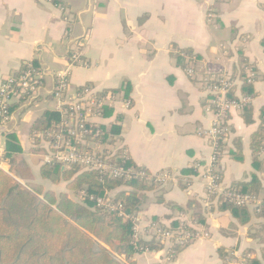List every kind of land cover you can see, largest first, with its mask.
Wrapping results in <instances>:
<instances>
[{
  "label": "crops",
  "instance_id": "obj_1",
  "mask_svg": "<svg viewBox=\"0 0 264 264\" xmlns=\"http://www.w3.org/2000/svg\"><path fill=\"white\" fill-rule=\"evenodd\" d=\"M84 33L87 41L81 55L88 63L71 68L70 87L88 83L98 91L128 84L129 98L120 93L111 114L95 120L107 128L120 127L109 143L110 151L122 150L135 165L172 176L146 192L136 218L138 236L149 241L151 224L187 222L194 214L202 217L208 234L174 256L163 246L135 252L129 259L121 254L119 259L126 264H237L243 251L261 259L264 215L249 207L250 220L240 225L207 195L202 174L211 148L202 130L210 127L213 114L205 110L201 83L187 75L175 55L182 49L195 52L200 58L198 78L234 72L240 54L254 65L255 93L249 111L229 112V131L215 171L224 189L257 179L263 191L264 165L257 162L262 156L255 151L253 135L264 114V0H0V85L21 62L38 60L44 91L49 92L53 81L49 69H63L72 60L71 48ZM35 102L27 111L16 110L0 133L16 134L20 155L36 182L45 189L66 191L64 182L53 184L39 175L45 162L41 151L32 152L30 128L54 108L47 105L49 97Z\"/></svg>",
  "mask_w": 264,
  "mask_h": 264
},
{
  "label": "trees",
  "instance_id": "obj_2",
  "mask_svg": "<svg viewBox=\"0 0 264 264\" xmlns=\"http://www.w3.org/2000/svg\"><path fill=\"white\" fill-rule=\"evenodd\" d=\"M262 43L264 47V39ZM72 54L73 51L70 52V56ZM78 58L86 61V58L82 55ZM175 58L182 68L193 67L200 59L190 49L179 50ZM69 62L76 63V60H70ZM246 66L253 69L255 82L256 69L242 54L239 56L234 72L220 71L211 74L213 77L210 78V81L215 83L217 82L215 78L218 76H228L234 81L227 93L228 97L252 96L255 93L254 82L247 81V75L244 71ZM29 70L32 75L31 83L34 84V76L39 72L40 76L34 86L42 87L44 85L45 77L39 61L21 62L20 66L10 74L14 80L8 91L10 90L13 92L12 94L18 96L15 101L8 105L11 114L16 110L22 111L25 107L21 106L25 102L28 101L32 104L42 98L40 94L33 96L29 90L20 91L21 84L19 80L24 71ZM56 80L57 78L53 77V87L57 85ZM88 86V83L77 86L74 91L77 94L82 93ZM122 92L124 98L128 99L130 93L128 84L119 88L94 91L90 94V97L98 100L104 97L105 94L117 96ZM49 94L47 97L54 96L53 92ZM65 107H63L64 110L68 108ZM111 107L112 104L106 102L95 104L90 108L92 112H99L100 117H107L112 112ZM249 108L250 104H245L241 110L249 111ZM64 115L65 111L46 110L33 122L30 128V137L34 141L32 152L41 151L42 154H45L47 151H54L55 149L52 147L60 140L61 136L66 139L74 137L68 132ZM228 119L229 116L226 121ZM1 123L2 117L0 116ZM225 125L227 124L225 123ZM87 127L88 130L82 138V142L85 141V143L86 141L87 143L89 141H100L99 144L106 145L107 140L110 138V142H112L114 135L120 131L119 126L112 125L111 128H107L102 123L89 124ZM98 133H101V135L98 136ZM262 137L263 127L260 119L259 128L253 135L256 153L259 152ZM41 142L42 144L45 142L47 145L42 146ZM72 143L77 149L83 148V144L80 142L73 140ZM223 146L224 138H221L218 141L219 154L217 157L219 158ZM85 150L92 152L88 145ZM21 151L22 148L16 134L12 131H5L1 157L8 165V169L5 171L0 168V264H126L119 259L121 254L129 259L133 253L140 252V248L154 251L162 247L156 241H144L140 237L137 239L134 237V223L137 214L146 199V192L155 187L153 181L133 177H110L99 172V170L83 169L78 165L64 166L56 162L44 163L39 170L41 178L47 179L53 184L65 183L66 191L56 192L52 189H45L42 184L35 181L30 166L20 155ZM96 154L97 156H103L106 155V151L103 152V155L101 153ZM107 160L119 166L132 167L135 170L143 171L145 174L150 173L146 168L135 165L122 150H117ZM257 162L259 165L263 162L264 165V159L260 158ZM258 184V180L253 179L248 182L234 183L224 190H236L241 193L260 196L264 190L261 191ZM121 187L127 189L116 193L115 196L111 197V201L113 203L121 201L127 216L119 215L117 211L108 212L101 209V207H96L95 200L90 198L91 196H104L107 191ZM212 199L215 200L219 209L230 211L240 225L249 222L251 216L249 207L234 205L224 200L221 193H215ZM252 210L258 215H264V202L261 201ZM195 215H193L192 220L203 224L202 217L199 214ZM179 225L178 221H173L165 227L177 230ZM238 259L241 260L242 264H264V250L261 259L252 257L250 253L245 251L240 254Z\"/></svg>",
  "mask_w": 264,
  "mask_h": 264
},
{
  "label": "built area",
  "instance_id": "obj_3",
  "mask_svg": "<svg viewBox=\"0 0 264 264\" xmlns=\"http://www.w3.org/2000/svg\"><path fill=\"white\" fill-rule=\"evenodd\" d=\"M76 53H73L71 56L72 60H76ZM244 71L247 75L248 82H254L253 69L251 67H244ZM185 72L187 75L192 76L196 74V68L192 66H187L185 68ZM65 79L59 80L54 86V89L63 90L65 87L69 86V80L67 79L68 74L62 73ZM40 76L39 72L35 74L34 84L37 83V79ZM31 71H24L23 75L20 78V91L24 92L25 90H29L32 92V95L35 96L42 87H35L34 84L31 83L32 80ZM213 75H206L201 78L203 89L206 92L205 99L207 100L205 110L211 112L213 114V121L209 128L202 130L204 136L208 139L210 148H211V157L209 159V163L205 169V172L202 174L203 178L206 181V192L209 197L215 195V193H221L223 195V199L233 203L234 205L239 206H247L254 207L258 205L261 201L264 202V192L260 196H256L248 193H241L236 190H224V188L220 185V178L218 173L215 171L216 162H218L219 157L218 154V141L221 138H224L229 129L226 123V119L233 109H241L245 104H250L252 97L247 95L235 96L234 98H230L227 96L230 88L232 87L234 81L228 76H218L215 78L217 82L212 83L210 78L212 79ZM67 79V83H66ZM12 76L5 77L0 85V116L2 117V121H6L9 115V104L15 101L18 96L12 94L10 90L8 91L10 84L13 82ZM94 93L90 88H86L82 93H75L77 95L78 103L77 111L79 114V122L73 131H71V135H74V138L79 137L80 141L84 137V133L87 132V126L89 124L99 123L95 119L100 117L99 112H92L91 106L95 104H104L108 102L112 104V98L110 94H105L101 99H93L90 97V94ZM39 95V94H37ZM106 100V101H105ZM67 104V103H65ZM60 104H57L55 107L57 110H60ZM68 107V108H66ZM65 108V114L70 115L74 113V108L71 104H67ZM87 108L88 112L85 114L82 113V109ZM261 124L263 127V137L260 144V149L258 152L259 156H262L264 159V114L261 117ZM45 143V142H44ZM68 140H64L62 142L58 141L53 145L54 151H47L42 155V160L46 164L50 163H61L64 166L70 165H78L83 169H95L99 170L104 174H107L110 177H118V178H138L147 181H153L155 184L164 183L165 181L172 178V176L168 172L162 173H152L145 174V172L140 170H135L132 167H123L109 162L107 159L109 156L113 155V152L106 153L103 156H97V154H92L90 152H81L79 149L74 150L68 147ZM62 150H66L65 152H61ZM2 153V152H1ZM0 153V168L3 169V160L1 158ZM91 199L95 200L96 207H101L108 212L117 211L119 215L127 216V213L124 212L123 203L121 201H117L113 203L111 201V197L107 195V192L104 196L94 197L91 196ZM207 237L208 234L206 230H204L201 224L195 222V220L182 221L180 222L179 228L177 230H171L166 228L165 226L158 225L156 223L151 224V232H150V240L156 241L159 244L167 247V252L169 255L174 256L177 252L186 247L190 242H192L195 237ZM134 237L137 239L138 229L136 225V220L134 223ZM179 249V250H177ZM149 251L147 248L141 249L140 252ZM237 264H242L241 260L237 261Z\"/></svg>",
  "mask_w": 264,
  "mask_h": 264
},
{
  "label": "rangeland",
  "instance_id": "obj_4",
  "mask_svg": "<svg viewBox=\"0 0 264 264\" xmlns=\"http://www.w3.org/2000/svg\"><path fill=\"white\" fill-rule=\"evenodd\" d=\"M85 38H86V34L85 33L82 34V35H80V36H78V39H77L76 44L71 48V51H73V53H76L77 54V57L75 58L76 59V63L68 62L67 61L68 63H67V65L63 69H58L57 68V69L51 70V69L48 68L49 71L51 72L50 74L53 77H56L57 78V82H59V80L65 79L62 76L63 75L62 73L68 74V79H69V82H70V78H69L70 72L69 71L71 70V68H73L75 66H83V67H86L87 66V63H88L87 61H85V60L82 61V60H80L78 58V56H80L83 53V51H84V47H85L86 41H87V40H85ZM193 67L196 68V65L193 66ZM43 73H44V70H43ZM189 77L197 78L198 81L201 83V86H203L202 81H201V78H198L197 74H193L192 76H189ZM36 79H38V78H36ZM53 82L54 81H52V85L50 87L49 92L46 93L44 91L45 90V86H44L45 83H44L43 88L41 90H39L40 92H38L37 94H40L42 97H44V96L47 97V95L49 93L53 92L54 93V96L51 97V98L49 97V102H48L47 105H49V108H54V110L56 109L55 107L57 106V104H60L61 107H60V110H58V111H61V112H64L65 111L63 107L67 106V104H71L73 106L74 113L73 114H70V115H67V114L64 115L65 125L67 126L68 132L70 133L71 131H73L75 129V127L77 126V123L80 121L79 120V114H81V113L77 111V106L79 105V103H78L79 101L77 99V95L75 94L74 88L70 87V85L67 86V87H65V89H63V90L57 91V89H54V87H53ZM66 83H67V79H66ZM49 95H51V94H49ZM115 98H116V96H113L112 99L114 100ZM113 100L111 102H113ZM65 103H67V104H65ZM30 104H31V102H28V101L25 102L21 106V107H25L22 110V112L27 111L28 110V107H30ZM81 111L84 114L86 112H88L87 108H84ZM13 114H14V112L12 114L9 112V115L7 117V120L4 121V122L2 121V123L0 124V128H2L3 125L5 126V125H7L9 123V121L11 120ZM95 134H96V132H95ZM97 135L100 136L101 133H98ZM64 140H68V142H69L68 147L70 149L77 150V147H75V145L72 142H73V140L76 141V142L80 141L79 137H77V138L72 137V138H67L66 139L65 137H62L61 136L59 141L62 142ZM107 141L108 142H107L106 145L99 144V143H101L100 141H97V142L89 141L88 143H87V141H86V143H85V141L84 142L81 141L80 143L83 144V148L82 149H79L78 148V149L79 150H82L81 152H89V151L85 150L86 149V146L88 145L92 149V152H90L92 154H96V153H102L103 154L104 151H106V153H109V151L111 149L110 144H109L110 138ZM44 145H47V144L44 143ZM3 147H4V137L0 133V149H2ZM65 151L66 150H62L61 152H65ZM110 152H112V151H110ZM1 156H2V153H1ZM2 167H4L2 170L7 171V164L4 161H3ZM72 196L75 198L74 195H72ZM76 198H77V196H76ZM202 237H197V238L195 237L194 240L199 239V238H202Z\"/></svg>",
  "mask_w": 264,
  "mask_h": 264
}]
</instances>
